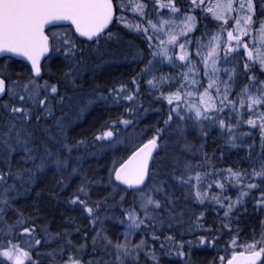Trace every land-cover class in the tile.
Here are the masks:
<instances>
[{
	"label": "snow or ice",
	"instance_id": "1",
	"mask_svg": "<svg viewBox=\"0 0 264 264\" xmlns=\"http://www.w3.org/2000/svg\"><path fill=\"white\" fill-rule=\"evenodd\" d=\"M116 55L138 71L89 83ZM0 58V264H264V219L238 227L264 214V0H0ZM213 133L247 166L219 168ZM49 175L77 215L17 206Z\"/></svg>",
	"mask_w": 264,
	"mask_h": 264
},
{
	"label": "trees",
	"instance_id": "2",
	"mask_svg": "<svg viewBox=\"0 0 264 264\" xmlns=\"http://www.w3.org/2000/svg\"><path fill=\"white\" fill-rule=\"evenodd\" d=\"M202 30V29H201ZM16 61V60H15ZM4 63L3 59L0 60V66H2ZM11 64V67L9 68V71L11 72H17L21 70V66L24 64L23 62L16 61L15 63L9 62ZM130 75H133V68L127 65H111L106 66L95 73V80L93 81L92 74H89V83L95 82L101 85H110L112 83H115L118 79H121L123 76L130 77ZM155 102L152 101L151 104ZM149 106L148 100H145V107ZM165 107V105H164ZM160 119L155 114H149L146 117H143L142 122L138 125L137 133L141 129H145L147 126H150L152 124H155L156 121ZM131 131V130H130ZM257 139V151H259L258 147V141L259 137H256ZM248 143H251V141H248ZM207 152L209 154H212L213 152L216 153V161L215 163L219 168L227 169L228 167H234V166H247V160L246 157V149L240 148L239 150L232 149L229 150L227 148H222V142L217 138L216 134L213 133L212 136L209 137L207 142ZM169 151L173 152L175 154H179L181 152V145L176 141L172 140L169 144ZM224 152V159H219L220 152ZM121 155H125L124 152H118L113 156L112 154H109V156L106 158V160H100L99 164L93 159H89V161L84 165V167L87 169L91 167L92 169L101 170L103 169L105 163L110 167L112 163V159L119 158ZM52 180V177L49 175L45 178V185H42V188L45 190L42 191L41 188L36 189L35 192H32L29 194L28 197L23 198L19 204L18 207H28L31 203H33L36 193L40 192L42 197V202L48 207V209L55 214L57 217L60 214H63L65 216H72L77 215L74 211L71 209H68L66 207H58L55 200H50L48 198V192L46 191V186H51L50 181ZM249 214L247 216L241 217V223L238 225V227L242 230V236L241 239H248L249 242L251 240L250 233L252 232L253 228H256L258 231L259 221L261 219H264V214H255L252 208L251 202H249L248 205ZM222 215V213H221ZM51 219V217H49ZM208 219H213V214L210 212ZM57 222H60L57 220ZM236 227V226H234ZM217 256V252L215 249H204L201 251H197L193 259L196 261V264H208L209 261L213 259V257Z\"/></svg>",
	"mask_w": 264,
	"mask_h": 264
},
{
	"label": "rangeland",
	"instance_id": "3",
	"mask_svg": "<svg viewBox=\"0 0 264 264\" xmlns=\"http://www.w3.org/2000/svg\"><path fill=\"white\" fill-rule=\"evenodd\" d=\"M124 41L125 42L119 46V51L121 53L125 52L128 49L129 46H134L136 48L144 47V43H143L142 38L135 37L134 34H129V35L125 36L124 37ZM112 51L115 52L116 49H113ZM106 59L108 60V62L107 63H103L102 66L99 69H101L103 67H106V66H111V65H127V66H130L131 68H133V74H134L135 71H138V68H137L136 64L132 63L130 58L128 60H125L123 58V55H116L114 59L111 56H108V57H106ZM141 67H142V65H141ZM163 71L165 73H168L171 70L168 67H164ZM89 74H91V73H89ZM130 77H131V75H130ZM130 77L123 76L121 79H118L117 81H119V80H127ZM160 107H161V103L160 102H153L152 103V108L153 109L160 108ZM166 108H167V106L165 105V109ZM149 114H155V115H157L158 118L160 117L159 114L156 111H154V110H150L144 117L148 116ZM245 130H247V129H245ZM213 191L214 192H218L219 190L215 189V186H214L213 187ZM228 195H231L233 197V199H234L235 196H236V191L233 189V190H231L228 193Z\"/></svg>",
	"mask_w": 264,
	"mask_h": 264
},
{
	"label": "water",
	"instance_id": "4",
	"mask_svg": "<svg viewBox=\"0 0 264 264\" xmlns=\"http://www.w3.org/2000/svg\"><path fill=\"white\" fill-rule=\"evenodd\" d=\"M2 59H3V58H0V60H2ZM15 60H16V61H19V62H23L24 64L26 63V62L22 61V59H21V58H18V57H17V58H15Z\"/></svg>",
	"mask_w": 264,
	"mask_h": 264
}]
</instances>
